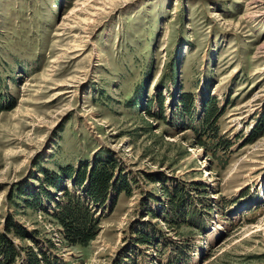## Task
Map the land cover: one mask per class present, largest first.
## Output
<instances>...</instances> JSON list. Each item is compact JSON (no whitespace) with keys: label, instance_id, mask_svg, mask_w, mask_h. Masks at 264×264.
I'll use <instances>...</instances> for the list:
<instances>
[{"label":"rangeland","instance_id":"1","mask_svg":"<svg viewBox=\"0 0 264 264\" xmlns=\"http://www.w3.org/2000/svg\"><path fill=\"white\" fill-rule=\"evenodd\" d=\"M103 163L70 245L51 214ZM4 237L0 264H264V0H0Z\"/></svg>","mask_w":264,"mask_h":264},{"label":"trees","instance_id":"2","mask_svg":"<svg viewBox=\"0 0 264 264\" xmlns=\"http://www.w3.org/2000/svg\"><path fill=\"white\" fill-rule=\"evenodd\" d=\"M66 173V177L69 179H74L72 171L70 169L62 170ZM47 173V171H43ZM85 173L81 174L77 180L74 181L73 186H83V180L85 179ZM114 174V168L108 164H101L100 166H96L91 173L92 184H90V188L86 189V198L81 195H77L75 192H70L67 188H65L66 199L58 203L57 210L53 212L51 215L61 224L62 230L61 234L65 240L70 245H81L87 246L91 240H93L98 231V219L95 214L90 210L91 202L98 204L100 206L104 205L108 200V191L109 186L111 185V181ZM48 178V185L53 187L55 190H59V184L55 182L52 177ZM53 179V180H52ZM127 190V186L124 185L121 187V191ZM128 191V190H127ZM43 192L48 197V192L43 189ZM28 198L33 202H28L27 205L31 207L38 206V195L28 193ZM31 197V198H29ZM18 234L22 236L20 230H17ZM145 241V240H144ZM18 247L15 243L8 237L0 238V256L10 257L14 253H18ZM30 264H41L40 259H44L46 261L45 264H51L48 260V257L45 252L41 250L36 251L33 248H28L27 250Z\"/></svg>","mask_w":264,"mask_h":264},{"label":"bare ground","instance_id":"3","mask_svg":"<svg viewBox=\"0 0 264 264\" xmlns=\"http://www.w3.org/2000/svg\"><path fill=\"white\" fill-rule=\"evenodd\" d=\"M101 9V8H100ZM99 10V9H98ZM98 12V11H97ZM73 91V90H72ZM65 92H70V90H66ZM60 94H62V92L60 93ZM188 132V131H187Z\"/></svg>","mask_w":264,"mask_h":264}]
</instances>
